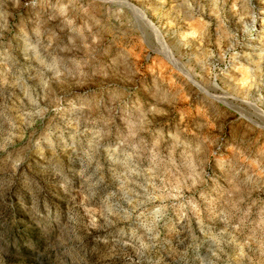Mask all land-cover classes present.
<instances>
[{
	"label": "rangeland",
	"instance_id": "374dc122",
	"mask_svg": "<svg viewBox=\"0 0 264 264\" xmlns=\"http://www.w3.org/2000/svg\"><path fill=\"white\" fill-rule=\"evenodd\" d=\"M0 264H264V0H0Z\"/></svg>",
	"mask_w": 264,
	"mask_h": 264
},
{
	"label": "bare ground",
	"instance_id": "6f19581e",
	"mask_svg": "<svg viewBox=\"0 0 264 264\" xmlns=\"http://www.w3.org/2000/svg\"><path fill=\"white\" fill-rule=\"evenodd\" d=\"M123 1H126V0H123Z\"/></svg>",
	"mask_w": 264,
	"mask_h": 264
}]
</instances>
